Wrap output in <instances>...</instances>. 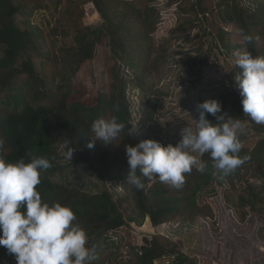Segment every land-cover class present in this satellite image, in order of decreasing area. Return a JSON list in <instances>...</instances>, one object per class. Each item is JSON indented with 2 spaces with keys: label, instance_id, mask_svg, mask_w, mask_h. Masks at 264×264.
<instances>
[{
  "label": "trees",
  "instance_id": "obj_1",
  "mask_svg": "<svg viewBox=\"0 0 264 264\" xmlns=\"http://www.w3.org/2000/svg\"><path fill=\"white\" fill-rule=\"evenodd\" d=\"M157 1L55 0L54 8L66 11L72 30V34L53 30L64 38L70 37V41L57 50L47 34L39 27L32 28L24 16L25 12L31 14L43 8L37 5L29 8L28 0H0V45L5 47L0 57V138L4 140L0 154L12 163L21 158L30 162L32 155L50 160L52 166L41 173L37 191L44 202H59L73 210L74 223L86 230L89 237L86 246L96 249L98 258L93 264H121L120 246L117 245L121 239L116 234L130 223L140 225L148 218L151 226L158 228L180 217L197 216L201 218V226L208 225L212 218L215 223L217 210L197 203L199 193L213 184L220 188L228 186L231 191L244 177L256 179L259 184L249 185L247 194L226 196L224 202L234 210L241 223L245 222L248 213L260 214L259 205L264 196V125L255 124L243 114L238 92H226L209 99L221 103L220 114L226 113L248 123L247 130L240 136L241 142L243 138L260 136L252 149L242 147L239 156L247 159L234 172L225 175L214 167L210 155L205 153L201 161L206 162V171L201 173L193 167L191 172L184 174L180 188L161 182L157 175L142 177V189L128 184L137 218L127 213L126 198L115 201L105 190L89 194L52 179L63 159L56 146L64 145L65 141L79 150L70 163L85 166L94 178L104 183L126 182V145L135 146L143 139L155 140L162 146L176 145L156 136L129 135L133 121L121 77L120 64H123L126 70L136 73L137 88L149 93L164 69V48L159 51L154 41L162 15L156 7ZM184 1L189 5L188 10L183 11L180 4L176 7L183 11L186 19H181L180 10L176 9L178 19L170 32L182 30L184 24L192 26L197 21L194 18L200 15L213 13L204 8V0ZM88 3L102 19V24L94 29L82 23L86 15L84 7ZM176 3V0L166 1L170 7ZM253 5L255 10L242 6L238 0L217 2L218 10L214 15L219 19L217 37L221 48H229L235 37L242 42L239 30L243 29L253 37L249 44L242 42L246 52L264 56V0H255ZM181 20L184 23L181 24ZM207 21L205 19V24ZM116 105H119V111H114ZM112 116L125 124L124 131L107 145L96 141L95 147L86 152L87 143L94 137L92 123ZM207 119L216 122L211 114ZM243 207H247L248 212H243ZM178 245L160 235L135 236L131 248L136 253L131 264H164L163 258L170 259L167 264H195ZM110 249L113 252H109ZM217 252L215 249V254ZM0 264H17L15 256L3 246H0Z\"/></svg>",
  "mask_w": 264,
  "mask_h": 264
},
{
  "label": "rangeland",
  "instance_id": "obj_2",
  "mask_svg": "<svg viewBox=\"0 0 264 264\" xmlns=\"http://www.w3.org/2000/svg\"><path fill=\"white\" fill-rule=\"evenodd\" d=\"M28 1L29 8L32 5L43 8L31 14L25 12L24 16L32 28H41L57 50L67 44L70 37L64 38L62 34L53 32L56 28L59 32L63 30L72 34L66 11L63 8H54L55 0ZM166 1L159 0L156 3L162 15L154 34V41L159 51L164 48L166 61L153 90L145 93L142 89H138L135 85L136 73L126 70L123 64H120V69L133 121V129L129 135L134 137L147 133L148 137L159 136L167 141L179 142L182 128L190 126L195 130L198 103L226 92L239 93L234 77L242 69L234 66L233 52L246 50L238 37L232 40L233 43L229 48H221L217 37L219 19L214 15L215 10L216 12L218 10L219 0H204L205 7H203L212 10L213 13L200 15L194 18L197 21L192 26L187 27L184 24L182 30L172 32L169 30L175 28L174 21L178 19L175 10H180L176 5L183 6V11L188 10L189 5H186L184 0H176L177 3L170 7L166 5ZM238 1L242 6L246 5L251 10H255L253 5L255 0ZM84 9L86 11L84 22L82 21L84 26L94 29L102 24L101 17L93 14L95 9L91 3L86 4ZM183 11L180 10V18L186 19ZM205 19H208L206 24ZM182 23L184 20H181ZM4 50L5 47L0 45V57ZM259 137L243 138V147L252 149ZM93 138L92 136L90 139ZM69 146L76 149L74 154L79 152L76 147L71 144ZM56 149L63 159L58 163V173L52 177L55 182L68 187H78L89 194L105 190L115 201L126 198L124 207L127 213L131 217H138L127 182H100L85 166L74 165L70 160L65 159L64 153L67 148L64 145H57ZM90 149L87 143L86 152ZM198 158L200 159L199 156ZM258 184L256 179L247 176L236 184L235 190L230 191L228 186L216 187L215 184L203 189L197 197V203L210 205L218 212L215 223L213 218L208 221L209 227L207 224L201 226V218L197 216L185 219L180 217L157 229L152 228L147 218L140 225L134 222L120 228L116 234L121 239L117 244L121 251H119L120 263L131 264L136 253L132 252L131 248L135 236L147 238L160 235L173 243L177 242L181 251L193 258L195 264H264V196L262 204L259 205L260 214L248 213L244 223L238 220L234 210L224 202L226 196L232 197V194L244 196L248 193L249 185ZM242 211L248 212V208L243 207ZM215 249L218 250L217 254ZM108 251L113 252L111 249Z\"/></svg>",
  "mask_w": 264,
  "mask_h": 264
},
{
  "label": "clouds",
  "instance_id": "obj_3",
  "mask_svg": "<svg viewBox=\"0 0 264 264\" xmlns=\"http://www.w3.org/2000/svg\"><path fill=\"white\" fill-rule=\"evenodd\" d=\"M239 35L243 43L253 40L243 29ZM233 56L234 66L242 69L234 82L242 98L243 114L255 124L264 125V56L246 51H234ZM114 111H119V105L114 106ZM221 112L218 100L198 103L195 130L190 126L182 128L179 142H169L175 146H162L152 139H143L135 146L126 145L128 170L124 180L142 189V177L157 175L161 182L180 188L184 174L194 166L201 173L206 171L207 164L201 161L205 153L225 175L234 172L247 159L239 156L243 147L240 136L245 133L246 123ZM208 114L215 117V123L207 119ZM125 127L116 116L96 119L91 125L95 139H90L88 148L95 147L96 141H103L104 145L111 143ZM3 145L0 138V150ZM64 147L67 148L65 159L71 161L76 149L68 141ZM51 166L47 157L32 155L30 162L21 158L12 163L0 154V246L15 256L17 264H93L98 258L96 249L86 246L89 237L86 230L74 223L73 210L59 202H44L37 191L41 173Z\"/></svg>",
  "mask_w": 264,
  "mask_h": 264
},
{
  "label": "built area",
  "instance_id": "obj_4",
  "mask_svg": "<svg viewBox=\"0 0 264 264\" xmlns=\"http://www.w3.org/2000/svg\"><path fill=\"white\" fill-rule=\"evenodd\" d=\"M248 126V123H246V129H245V131L247 130V127ZM164 142H170V141H167V140H165V139H163L162 137H160ZM193 155H197V156H199V154H196V153H194ZM200 157V156H199ZM169 259L168 258H164L163 259V263H167V261H168Z\"/></svg>",
  "mask_w": 264,
  "mask_h": 264
},
{
  "label": "bare ground",
  "instance_id": "obj_5",
  "mask_svg": "<svg viewBox=\"0 0 264 264\" xmlns=\"http://www.w3.org/2000/svg\"><path fill=\"white\" fill-rule=\"evenodd\" d=\"M91 11H92V10H91ZM94 11H95V10H94ZM94 11H93V12H94ZM95 12H96V11H95ZM93 14H95V13H93Z\"/></svg>",
  "mask_w": 264,
  "mask_h": 264
},
{
  "label": "flooded vegetation",
  "instance_id": "obj_6",
  "mask_svg": "<svg viewBox=\"0 0 264 264\" xmlns=\"http://www.w3.org/2000/svg\"><path fill=\"white\" fill-rule=\"evenodd\" d=\"M201 61H203V59H202ZM197 62H198V61H197Z\"/></svg>",
  "mask_w": 264,
  "mask_h": 264
},
{
  "label": "crops",
  "instance_id": "obj_7",
  "mask_svg": "<svg viewBox=\"0 0 264 264\" xmlns=\"http://www.w3.org/2000/svg\"><path fill=\"white\" fill-rule=\"evenodd\" d=\"M96 14V12H94Z\"/></svg>",
  "mask_w": 264,
  "mask_h": 264
}]
</instances>
